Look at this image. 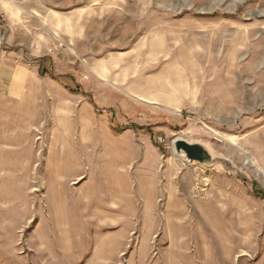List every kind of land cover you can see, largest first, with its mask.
Wrapping results in <instances>:
<instances>
[{
	"label": "rangeland",
	"instance_id": "374dc122",
	"mask_svg": "<svg viewBox=\"0 0 264 264\" xmlns=\"http://www.w3.org/2000/svg\"><path fill=\"white\" fill-rule=\"evenodd\" d=\"M0 264H264V0H0Z\"/></svg>",
	"mask_w": 264,
	"mask_h": 264
},
{
	"label": "water",
	"instance_id": "95a60500",
	"mask_svg": "<svg viewBox=\"0 0 264 264\" xmlns=\"http://www.w3.org/2000/svg\"><path fill=\"white\" fill-rule=\"evenodd\" d=\"M174 150L177 154L183 152L188 161H197L202 165H210L213 163L214 157L212 152L201 143L188 142L183 138H175L173 140Z\"/></svg>",
	"mask_w": 264,
	"mask_h": 264
},
{
	"label": "bare ground",
	"instance_id": "6f19581e",
	"mask_svg": "<svg viewBox=\"0 0 264 264\" xmlns=\"http://www.w3.org/2000/svg\"><path fill=\"white\" fill-rule=\"evenodd\" d=\"M178 155H180V156H182V157H185L184 156V153L183 152H179V154ZM188 161V160H187ZM189 162V161H188ZM210 166H211V164H210ZM118 187L119 188H124V189H127V185H121V186H119L118 185ZM142 188H143V184H142V182H141V184H140V190H141V192H142ZM119 190V189H118ZM123 191V190H122ZM125 191V190H124ZM133 192V191H132ZM151 192H152V190H151ZM132 199H134V198H132ZM135 200V199H134ZM153 200V193L150 195V196H148V197H146L145 199H144V202H145V205L146 206H149L150 204H151V201ZM150 201V202H149ZM143 202V203H144ZM144 207V206H143ZM127 214V213H126ZM133 214V213H132ZM170 214H172V211L170 212ZM132 219V218H131ZM134 219V218H133ZM149 220V219H148ZM118 221V220H117ZM122 221V220H121Z\"/></svg>",
	"mask_w": 264,
	"mask_h": 264
},
{
	"label": "trees",
	"instance_id": "16d2710c",
	"mask_svg": "<svg viewBox=\"0 0 264 264\" xmlns=\"http://www.w3.org/2000/svg\"><path fill=\"white\" fill-rule=\"evenodd\" d=\"M43 73V72H42ZM75 91H79V89H74Z\"/></svg>",
	"mask_w": 264,
	"mask_h": 264
}]
</instances>
